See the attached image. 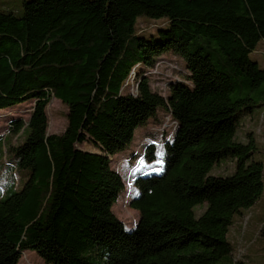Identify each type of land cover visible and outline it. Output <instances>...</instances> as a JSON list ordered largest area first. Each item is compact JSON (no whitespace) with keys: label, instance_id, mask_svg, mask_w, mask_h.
<instances>
[{"label":"trees","instance_id":"trees-1","mask_svg":"<svg viewBox=\"0 0 264 264\" xmlns=\"http://www.w3.org/2000/svg\"><path fill=\"white\" fill-rule=\"evenodd\" d=\"M142 18L168 25L146 37ZM261 40L264 0H23L20 16L0 10V111L32 102L26 122H7L11 135L27 131L23 141L0 138L9 169L0 182V264H18L27 251L44 264L229 258L234 216L263 191L253 145L235 140L241 117L264 105V69L249 58ZM166 53L188 74L162 96L144 75ZM131 77L136 95L125 92ZM52 99L67 109L61 134L47 133ZM159 110L176 128L162 141V166L152 165L155 145H143L139 165L140 155H129L128 206L138 220L127 229L112 211L126 166L117 172L111 162ZM226 158L234 173L209 175Z\"/></svg>","mask_w":264,"mask_h":264},{"label":"rangeland","instance_id":"rangeland-1","mask_svg":"<svg viewBox=\"0 0 264 264\" xmlns=\"http://www.w3.org/2000/svg\"><path fill=\"white\" fill-rule=\"evenodd\" d=\"M23 0H0V10L10 11L15 16H20L22 10ZM144 24V28L141 33L148 37L151 34L155 35L157 29L165 28L168 25L165 19H145L139 20ZM251 61L258 64L259 68L264 69V41L258 42L255 50L249 55ZM144 77L148 80L149 87L153 92L160 93L162 96L168 94V86L170 80L182 79L187 80L183 61L172 53H166L156 59V62L152 68H147ZM127 87L125 92L133 93L136 95V83L133 77L129 78L126 82ZM258 95V91L254 94V97ZM32 102H24L14 107L6 108L0 111V138L8 137L5 141H9L10 144L15 145L23 141L24 135L17 136L11 135L7 130V122L10 118L21 119L26 122ZM47 121L48 128L47 133L61 134L66 127V114L67 109L57 99H52L47 106ZM168 113L159 110L153 118L142 127H139L134 134L133 141L130 146L124 151L119 152L113 156L111 162V168L114 169L116 163L122 162L123 159L130 157L129 155L137 149L138 146L145 144L146 138L150 137L149 142L155 141L159 145H155L156 160L152 165L162 166L163 163V144L162 141H166V135L161 131L163 125H169L172 123L168 120ZM167 127V126H166ZM235 140L241 144H252V160L260 162L263 166V191L261 196L256 201L252 208L242 210L240 215H236L233 218V223L227 233V241L232 245L233 252L231 257L223 260L219 264H231V260L240 262V264H264V105L253 110L252 114L244 115L239 120ZM6 147V146H4ZM89 149V148H86ZM2 150V149H1ZM7 154H5V158ZM2 160V158H1ZM0 160V182L4 180V175L9 176V169L3 166ZM144 164V163H143ZM122 167L126 166L125 170L129 169L125 162H122ZM123 170V171H125ZM235 161L231 158L220 160L216 164L209 175L215 177H228L234 173ZM122 171L123 178L125 173ZM25 173V172H24ZM24 173H19V181L17 188H20L21 184L25 180ZM128 186L125 185V193L120 194L118 200L112 207V211L115 216L122 221L124 226L129 229L138 220V213L129 208L128 203L130 201L127 194L135 193V189L132 187L130 191H127ZM206 205H199L193 209L195 215L198 217L205 210ZM18 264H44L43 261L32 252H23L18 261Z\"/></svg>","mask_w":264,"mask_h":264},{"label":"built area","instance_id":"built-area-1","mask_svg":"<svg viewBox=\"0 0 264 264\" xmlns=\"http://www.w3.org/2000/svg\"><path fill=\"white\" fill-rule=\"evenodd\" d=\"M168 120L171 121L172 123H170L169 125L164 124V125H163V128L161 127V129H160L161 131H163L164 134H165L166 131H169V129L171 130L170 133H169V132H166V133H168V134L166 135V137H165L166 139H170V138L172 137V135H173V133H174V130H175V128H176V122L173 121V120L171 119L170 116H168ZM166 126H167V127H166ZM148 140H149V139H146L145 144H148V145H159V144L156 143L155 141H151V142H149ZM142 147H143V143H142V145H140V146L137 147L138 150H136L135 153H134V155H136V154H139V155H140V156H138V157L136 158V161H134L135 166H136V165H139V164L141 163V161H142L141 159H142L143 154H144V152L142 151ZM131 158H132V157H130V158H126V159H123L122 162H125L126 165H128V162L131 160ZM122 162H118V163H116V166H115V168H114L115 171L120 172V170H121V168H122V167H120V166L122 165ZM135 168H136V167L132 166L131 168H129V169H127L126 171H124V173H125L124 186H125V185L128 186L127 191H130L131 188L133 187V181H134V179H133V175H134V172H135ZM124 193H125V189H124ZM130 193H131V191H130ZM130 193L127 194V196H130Z\"/></svg>","mask_w":264,"mask_h":264},{"label":"crops","instance_id":"crops-1","mask_svg":"<svg viewBox=\"0 0 264 264\" xmlns=\"http://www.w3.org/2000/svg\"><path fill=\"white\" fill-rule=\"evenodd\" d=\"M8 139V137H5L4 140ZM254 206V205H253ZM252 208V207H251ZM250 209V208H249ZM132 227V226H131ZM233 252V251H232ZM232 254V253H231ZM231 257V256H230ZM237 264L240 262H236ZM231 264H235L233 260H231Z\"/></svg>","mask_w":264,"mask_h":264}]
</instances>
